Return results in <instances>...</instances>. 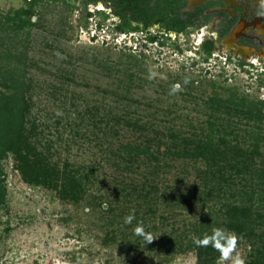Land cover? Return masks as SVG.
Returning <instances> with one entry per match:
<instances>
[{"label": "trees", "instance_id": "16d2710c", "mask_svg": "<svg viewBox=\"0 0 264 264\" xmlns=\"http://www.w3.org/2000/svg\"><path fill=\"white\" fill-rule=\"evenodd\" d=\"M50 1H65L75 8V0ZM39 2L25 1L18 8H9L4 18L19 30L33 25L32 16L37 15ZM183 4L179 3L173 10L168 29L179 32L184 30L186 22H191V15H187L182 23L179 9ZM117 12H120L118 8ZM95 16L99 18L100 29L107 15L97 12ZM131 17L124 12L114 31L133 33L135 28L130 19L147 23L149 20L145 12L136 10ZM144 38L148 42L157 40L159 46H164L167 36ZM214 50V42L204 40L197 53L206 62ZM0 52L1 58L11 55L7 48ZM19 54L25 53L19 51ZM138 61L135 55L128 54L129 67L120 70L116 86H109L113 89L108 91L112 97L109 96L111 100L102 111L93 105L88 111L77 113L76 123H68H73L72 129L79 130L87 120L93 130L89 132L87 128L85 133L79 130L65 140L60 139L56 126L61 124L59 120H54V129L49 127L56 133L55 139H51L37 127L35 119L29 118L31 104L25 75L15 74L17 66L11 68L0 61L3 88L0 90V158L12 153L21 180L53 192L61 202L77 206L86 199L90 211L84 214L91 218L76 228L78 233H94L103 248L120 249L123 255L134 256L133 264H141V260H144L142 264L146 261L153 264L154 260L168 262L187 251L195 252L196 264H218V251L193 243L194 238L212 233L210 223L216 218L223 228L254 247L245 259L246 264H264V243L259 244L264 234V100L250 101L247 93L236 91L225 97L208 95L205 100L202 96H191L207 104L201 110L206 117L201 120L202 116H184L177 110L155 109L145 113L138 109L139 100L130 98L136 95L132 93V84L142 80L133 67ZM189 85L184 76L181 89L186 90ZM181 89L171 96L182 95ZM112 103L128 110L113 109ZM177 119L185 122L178 124ZM71 144L83 150L85 146L95 147L97 153L89 162L61 156L59 150L69 154ZM170 174L174 180L168 178ZM190 176L194 183L180 192V184L186 185ZM182 204L196 205L200 214L183 221L179 228L174 209ZM133 210L135 218L131 224H125V216ZM139 222L156 237L153 242L145 243L134 234ZM257 231L261 233L256 235Z\"/></svg>", "mask_w": 264, "mask_h": 264}, {"label": "rangeland", "instance_id": "374dc122", "mask_svg": "<svg viewBox=\"0 0 264 264\" xmlns=\"http://www.w3.org/2000/svg\"><path fill=\"white\" fill-rule=\"evenodd\" d=\"M23 4L24 0H0V51L7 48L11 52L8 58H1L0 52V61L11 68L17 66L15 74L22 72L25 75L31 104L29 118L32 121L35 119L37 127L42 128L51 139H55L56 134L51 130L56 125L54 120L61 123L56 126L62 140L79 130L81 133H85L87 128L89 132L93 130L87 120L79 130L72 129L73 123H68H76L74 119L79 120L77 113L88 111L86 109L93 105L102 111L104 104L109 103V86H116L120 70L129 67L128 54L138 58L139 61L132 66L142 79L132 84V93L136 95H130V98L139 100L138 109L145 113L155 109L177 110L184 116H202L201 120L206 117L201 110L207 104L201 99L195 101L191 96H202L205 100L208 95L225 97L236 91L247 93L250 101L264 100V76L259 70L239 65L241 62L237 58L225 61L220 52L226 51L224 47L217 45L211 57L206 62L202 60L203 55L198 54L197 49L202 39L209 36L208 32L203 36L202 30H194L187 36L169 32L166 44L159 46L145 41L141 32L116 33L113 29L116 18L112 16L104 21L100 29L96 28L95 21L99 18L95 15L87 18L85 14L93 11L94 6H84L80 0L75 2V8L65 1L40 0L36 6L38 13L32 16L35 23L19 30L4 18V14L9 8H18ZM150 32L156 33V27H152ZM19 51L25 54L21 55ZM218 54L220 57L216 56ZM184 76L190 85L186 90L180 89L188 95L171 96L172 87L180 85ZM145 79L149 81L147 84ZM0 90H3L1 86ZM112 105L119 111L128 110L114 103ZM183 122L185 120H179L178 124ZM76 140L80 139L76 137ZM71 147L69 154L59 150L60 155H69L78 162H89L97 153L95 147L85 146L84 150L74 144ZM2 156L0 264H133L134 256L123 255L120 249L103 248L94 233H78L76 228L91 218L84 214V211H90L86 199L77 206L61 202L53 192L24 183L15 168L12 153ZM187 168L192 172L190 167ZM173 176L170 174L168 178L174 180ZM193 183V176H190L186 185L180 184V192L188 190ZM182 205L174 209L179 228L183 221H190L200 214L196 205ZM216 220L210 223L211 231L223 228ZM259 233L261 231H257L256 235ZM261 243H264V234L259 240ZM253 248L244 238L238 239L237 251L245 259ZM143 262L141 260V264ZM196 262L195 252L187 251L171 261L154 260L153 264ZM145 264L151 263L146 261ZM224 264H231V261Z\"/></svg>", "mask_w": 264, "mask_h": 264}, {"label": "flooded vegetation", "instance_id": "af4514ba", "mask_svg": "<svg viewBox=\"0 0 264 264\" xmlns=\"http://www.w3.org/2000/svg\"><path fill=\"white\" fill-rule=\"evenodd\" d=\"M25 1L33 0H24V3ZM77 1L75 0L73 4L75 5ZM80 1L84 6H94L93 11L85 12L92 13L87 18H93L97 12H103L107 15L105 20L110 16L116 18L114 26L120 22V16L124 12L130 18L135 10L145 12L149 16L148 23L144 20L130 19L131 25L135 28L133 33L141 32L144 37L151 35L162 39L167 36L168 39L169 32L185 36L194 30H202V36L208 32L209 36L202 39L198 48L204 40H212L214 48L220 45L226 49L224 53L220 51L225 61L231 57L237 58L239 62L254 71L259 70L260 75L264 76V0H119V5L118 0L115 4L111 0ZM181 2L184 3L179 9L182 23L186 22L187 15H191V22L185 23L184 30L175 32L168 29V23L171 22L173 10ZM117 8L120 10L119 13ZM152 27H156L154 34L150 32ZM149 43H157V40ZM239 49H246L248 54L239 52ZM216 56L220 57L219 54Z\"/></svg>", "mask_w": 264, "mask_h": 264}, {"label": "clouds", "instance_id": "9594fccd", "mask_svg": "<svg viewBox=\"0 0 264 264\" xmlns=\"http://www.w3.org/2000/svg\"><path fill=\"white\" fill-rule=\"evenodd\" d=\"M181 86L175 84L171 92L179 91ZM135 218L134 210L124 218L125 224H131ZM134 234L144 239L145 243H151L156 238L151 233L145 231L142 222L137 223L133 229ZM239 237L236 233L223 228H214L212 233L205 234L202 238H194L193 243L197 247L211 246L220 253L218 264H224L225 261H231V264H246L245 258L237 251ZM235 254V255H234Z\"/></svg>", "mask_w": 264, "mask_h": 264}, {"label": "bare ground", "instance_id": "6f19581e", "mask_svg": "<svg viewBox=\"0 0 264 264\" xmlns=\"http://www.w3.org/2000/svg\"><path fill=\"white\" fill-rule=\"evenodd\" d=\"M239 50H240L239 52H242V53L248 54V52L246 51V49H239Z\"/></svg>", "mask_w": 264, "mask_h": 264}]
</instances>
